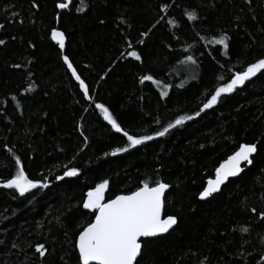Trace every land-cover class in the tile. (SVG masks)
<instances>
[{
	"label": "trees",
	"instance_id": "obj_1",
	"mask_svg": "<svg viewBox=\"0 0 264 264\" xmlns=\"http://www.w3.org/2000/svg\"><path fill=\"white\" fill-rule=\"evenodd\" d=\"M60 2L0 0V180L15 174L19 156L29 178L48 185L24 196L0 187V264H79L76 241L94 219L83 201L105 179V201L145 180L171 185L165 214L177 215L178 225L143 239L139 264H264V71L195 116L219 84L264 58V0H72L68 9L56 7ZM164 3L171 5L166 13ZM189 10L197 20L188 19ZM53 28L65 32L64 50ZM224 32L227 50L211 42ZM132 50L142 59L128 56ZM143 75L163 83L141 84ZM95 103L130 134L154 138L128 147ZM182 115L193 119L155 136ZM242 143H257L253 164L200 200ZM117 147L128 150L111 155ZM71 167L78 176L55 179ZM39 243L48 249L43 257Z\"/></svg>",
	"mask_w": 264,
	"mask_h": 264
},
{
	"label": "snow or ice",
	"instance_id": "obj_2",
	"mask_svg": "<svg viewBox=\"0 0 264 264\" xmlns=\"http://www.w3.org/2000/svg\"><path fill=\"white\" fill-rule=\"evenodd\" d=\"M81 2L83 3V0ZM71 3L72 0H67V2L58 3L56 7L68 9ZM170 6L168 3L162 4L161 11L166 13ZM76 10L81 11L82 9L78 7ZM185 14L189 20L194 21L198 19L195 10L186 11ZM164 19V16L160 17V20ZM159 22L157 21V23ZM169 23L173 22L169 21ZM175 23L178 26V22ZM0 27H3V25H0ZM51 35L53 39L58 41L60 49H64L65 32L53 28ZM142 35L146 37L148 36V32H144ZM143 42V40L140 41V43ZM211 42L222 45L226 50L230 48V37L226 32L219 34L218 38L214 36ZM4 43L5 41L0 39V45ZM128 44L131 48L130 41ZM127 55L134 57L136 60L142 59L141 55L135 50L128 51ZM63 60L71 76L79 83L84 97L88 100H93V97L90 95L89 85L82 78L72 60L67 55L63 56ZM186 60L193 64L197 62L192 55H188ZM17 67L20 66L17 65ZM262 71H264V58H259L255 62L249 63L243 70L235 71L227 82L219 84L214 89L210 98L203 104L200 111L195 113V116H199L205 109L212 108L220 101L222 95L233 93L237 88L244 86L247 81H250L252 77H255L257 73H261ZM223 79L221 77V80ZM145 81H151L157 85L163 83L152 75L140 77L139 82L141 84ZM163 87L168 89L172 85L164 84ZM162 95L167 96L168 92L163 91ZM95 108L100 110L103 119L108 121L117 132L123 133L129 142L128 147L142 145L154 138L152 135H133L125 131L113 112L104 103H95ZM191 119H193V116H179L174 124L169 123L162 131L155 132V136H164L169 132V129L182 125L186 120ZM86 139L87 137H85ZM127 150V148L117 147L112 151L111 155L115 156L117 153ZM257 151V143H244L240 145L239 149L216 169V179L208 181V186L199 193V197L206 199L217 193L220 190V186L229 177L237 176L244 171L242 164L245 166L253 164V155ZM104 155L107 156L109 153H104ZM15 163L18 165L15 174L6 181L0 180V187L14 189L21 196L40 186L48 187L42 180L29 178L19 156L15 158ZM79 172V168L71 167L64 171L62 176H56L55 179L62 181L65 177H76ZM108 185L109 181L105 179L94 188H90L86 194L87 198L83 201L84 209L93 210L94 219L79 232L78 240L76 241L79 264H139L138 258L141 257L144 245L142 238L159 237L161 234L168 233L179 222L177 215L165 214V194L171 185L161 179L152 181L151 185L148 180H145L142 182V186L138 187L135 191L117 195L115 198L105 202L104 192L108 188ZM251 211L256 212V209L253 208ZM259 215L264 218V211L260 212ZM242 230L248 231L247 228H243ZM35 251L43 257L48 249L44 243H39L35 246Z\"/></svg>",
	"mask_w": 264,
	"mask_h": 264
},
{
	"label": "water",
	"instance_id": "obj_3",
	"mask_svg": "<svg viewBox=\"0 0 264 264\" xmlns=\"http://www.w3.org/2000/svg\"><path fill=\"white\" fill-rule=\"evenodd\" d=\"M60 1H62V2H67V0H60ZM54 41L58 43L57 40L54 39ZM58 44H59V43H58ZM63 50H64V49H63ZM242 144H244V143H242ZM242 144H241V145H242ZM257 146H258V145H257ZM238 149H239V148H238ZM238 149H237V150H238ZM237 150H236V151H237ZM236 151H235V152H236ZM235 152H233V153L230 154L229 156L233 155ZM256 154H257V153H256ZM256 154H254L253 157H254ZM229 156H228V157H229ZM228 157H227L224 161H222V162L219 164V166H218L217 168H219V167L221 166V164H223V163L228 159ZM250 166H251V165L245 166L244 164H242V167H244V171H245L247 168H249ZM244 171H243V172H244ZM243 172H242V173H243ZM242 173L238 174L237 176L229 177L228 180L225 181V183L222 184V185L220 186V190H219L217 193H219V192L221 191V189L223 188V186H225V185L229 182V180H232V179L238 178ZM215 179H216V170H215V175H214V177L211 178V179H209V180H215ZM209 180H208V181H209ZM208 181H207L205 187L208 186ZM168 190H169V189H168ZM168 190H167V191H168ZM166 193H167V192H166ZM217 193H214V194H217ZM214 194H213V195H214ZM165 195H166V194H165ZM211 197H212V196H211ZM211 197H209V198H211ZM209 198L201 199V198L199 197V199L202 200V201H205V200H207V199H209ZM105 202H107V201H105ZM177 225H178V224H177ZM177 225H175V226L173 227V229H174ZM173 229H170L168 233H170ZM168 233L161 234L160 236H164V235H166V234H168ZM160 236H159V237H160ZM151 238H156V237H151ZM142 239H147V238H142ZM77 240H78V238H77Z\"/></svg>",
	"mask_w": 264,
	"mask_h": 264
}]
</instances>
